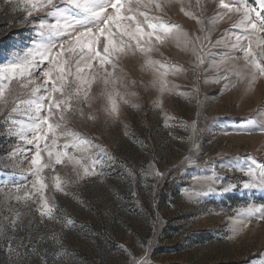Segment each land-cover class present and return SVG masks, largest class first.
<instances>
[{
  "label": "rangeland",
  "instance_id": "1",
  "mask_svg": "<svg viewBox=\"0 0 264 264\" xmlns=\"http://www.w3.org/2000/svg\"><path fill=\"white\" fill-rule=\"evenodd\" d=\"M141 10L176 27L162 41L156 33L142 45L151 48L147 54L133 41L114 69L105 66L110 75L93 62L85 72L90 87L77 84L74 63L66 77L71 107L63 120L54 109L51 121L61 128L52 150L65 151L67 143L74 159L56 164L53 158L41 173L51 219L40 215V195L32 189L35 143L20 139L21 130L32 138L28 117L36 104L19 101L29 100L34 85H10L9 103L0 105V222L15 219L16 227L0 232V264H130L142 257L147 264H264V220L243 219L249 205L264 206V187H244L247 168L264 166V78L250 84L241 53L229 46L239 15H224L220 0H151ZM41 19L50 24L55 17L47 10L29 17L24 0H0V67L38 58ZM70 38H54L52 51L67 48ZM49 67L37 59L29 79L43 85ZM46 95L42 87L31 99L46 107ZM76 160L91 174L84 176ZM212 175L220 180L204 179ZM12 181L31 199L6 200L17 186Z\"/></svg>",
  "mask_w": 264,
  "mask_h": 264
},
{
  "label": "snow or ice",
  "instance_id": "2",
  "mask_svg": "<svg viewBox=\"0 0 264 264\" xmlns=\"http://www.w3.org/2000/svg\"><path fill=\"white\" fill-rule=\"evenodd\" d=\"M149 3H143L142 0H24L26 15L32 16L36 11L47 10V16L55 17L54 22L46 23L44 19L38 20L37 35L40 40L37 42L41 46V51L36 55H26L18 62H12L6 67H0V105L6 107L9 103V97L12 96V89L10 85L16 81L21 88H28L29 85H34L29 89V100H20L19 104H27L29 108L33 103L36 104L35 114L29 116L28 119L32 122V127L28 129L32 132V138L29 139L23 135L21 130L20 139L24 140L27 144L35 143L36 151L30 161L33 166L31 174L35 176L32 183V189L35 193L40 195V208L41 216L53 217V206H51L47 199L44 197L43 192L47 188V184L41 176L44 168L52 167V161L56 164L63 162V157H68L69 160L74 159L69 156L66 149L70 146L64 144L65 151L53 152L52 148L57 146V129L61 128L60 123L52 122L51 118L56 114L54 109L60 113V120L64 119L63 112L71 107L70 101L72 95L65 90L67 83L66 77L71 75V66L76 64V82L78 85L91 86L85 72L86 69L93 67V62L98 61L101 69L107 75L106 65H111L114 69L116 64L115 60L118 59L127 49L132 47V42L135 41V47L142 53H149L151 48L143 47L142 45L148 44L153 39V35L161 33L163 35H155L156 41H162L163 37L172 32L175 25H168L157 17H152L151 22L147 11ZM64 4V7L59 6ZM156 8L160 5L156 4ZM220 7L228 13H236L239 15L237 22L233 27L239 32L233 33L234 43L229 46L232 50L241 53L246 69V76L249 83H254L258 78H264V0H255V6H250L248 0H220ZM111 9V12H109ZM75 10H79V14ZM183 11V9H181ZM185 15H192L185 12ZM219 18H223L219 13ZM143 17V20L137 17ZM195 18V17H194ZM146 25L148 31L145 30ZM97 30L94 31L93 28ZM82 29V30H81ZM75 33V35H72ZM69 35L71 38L68 41V46L62 44L60 51L53 52L55 48L53 43L54 38ZM199 40L196 37L192 43ZM219 41H217V45ZM68 56H65V53ZM37 59L39 64L48 62L50 67L43 72L46 80L43 85H35V82L29 77L32 75L33 68L37 67ZM198 63L203 64L204 60L197 57ZM83 63V67H80ZM55 73V76H53ZM224 78H227L225 75ZM108 84L107 79L104 80ZM51 84V89L47 85ZM49 92V95L42 97V100H47L48 104L32 100L31 96L39 93L41 88ZM79 91V88L77 89ZM7 93V95H6ZM53 93H60L61 97L58 98ZM87 93L85 92V99ZM17 106L11 109L15 113ZM3 109L0 108V111ZM46 111L47 115L41 117L40 112ZM115 111V106H113ZM27 114V112H26ZM15 123V121H12ZM194 127V125H193ZM264 132V126L260 127ZM61 135L66 133H59ZM51 139V146L47 143ZM44 141L43 151L47 153L48 161H42V150L40 142ZM28 151L27 149L25 150ZM103 151V150H101ZM76 164L83 168V175L87 176L90 169L80 164L79 160L75 161ZM96 162H93L92 173H94ZM79 174V173H78ZM247 176L250 178L249 182L244 184L245 188L264 187V166H260L259 172L255 167L247 168ZM205 180L210 182H218L219 176L212 175L204 177ZM56 188H61L59 177L56 178ZM16 183L15 192H8L5 194L6 200L15 199L17 202H26L31 199V193L24 191L21 194V183ZM260 220H264V206L255 207L249 205L243 214V219L247 220L255 216ZM6 223L0 222V232H3L9 226L16 227V220L5 217ZM243 222V221H242ZM69 223L72 221L69 220ZM246 226V225H245ZM130 264H147L146 258L142 257L139 260L133 259Z\"/></svg>",
  "mask_w": 264,
  "mask_h": 264
}]
</instances>
